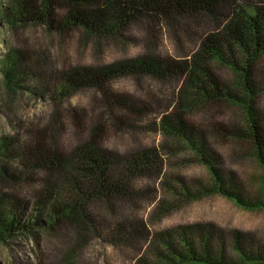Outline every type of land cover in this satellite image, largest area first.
Segmentation results:
<instances>
[{
  "label": "trees",
  "instance_id": "16d2710c",
  "mask_svg": "<svg viewBox=\"0 0 264 264\" xmlns=\"http://www.w3.org/2000/svg\"><path fill=\"white\" fill-rule=\"evenodd\" d=\"M133 26L153 33L154 38L169 36L177 43L186 37L195 50L178 60L153 53L108 67L76 69L65 73L56 96L53 93L56 83L42 76L39 62L30 60L24 45L19 43L15 47L9 41L10 34H21L35 27L62 36L81 30L99 38H118ZM0 34V45L5 51L0 53V60L7 82L27 71L29 74L25 75H32L38 85L46 84V92L56 102L80 89H94L101 95L102 107L109 110L107 117L113 126H127L125 121L119 122L118 113L142 116L148 108L138 99L114 93L110 86L115 79L147 76L164 84L181 81L180 100L184 104L180 102L177 111L164 114L159 126L165 134L184 140L209 168L212 186L205 189L206 194L221 193L246 209L264 208V199L249 201L233 184L228 187L206 139L182 113L194 107L210 110L214 104L226 101L240 106L245 129L227 134L251 141L264 181V109L258 107L264 92V0H0ZM213 64L225 66L238 76L237 90L220 82ZM187 96L192 101H187ZM59 110L56 121L61 117ZM70 111L73 121L83 124L77 109ZM105 116L102 113L86 124L90 127L88 137L68 150L60 149L47 140L44 131L36 130H29L30 143L24 148L9 151L0 143V156H5V162L20 166L26 174L17 178L1 165L0 177L13 181L21 189L27 188L31 197L25 200L6 196L0 190V243L16 235H30L41 242L43 237L62 238L64 232L72 230L80 238L76 246L98 238L115 247L139 251L148 241L147 223L124 216L122 207L137 205L139 190L134 179L158 177L162 161L156 151L119 156L107 150L102 141L109 130ZM82 131L84 134L86 128ZM199 238L196 244L182 236L180 249L171 239H164L163 251H158L162 264L264 262V252L249 248L250 242L240 236L233 237L231 244L240 259L230 263L223 257V245L217 257L212 255L213 234L205 232ZM44 261L43 257H37L35 264H45ZM74 261V253L70 251L66 264Z\"/></svg>",
  "mask_w": 264,
  "mask_h": 264
},
{
  "label": "rangeland",
  "instance_id": "374dc122",
  "mask_svg": "<svg viewBox=\"0 0 264 264\" xmlns=\"http://www.w3.org/2000/svg\"><path fill=\"white\" fill-rule=\"evenodd\" d=\"M123 34L118 38H99L74 30L62 36L35 27L21 34H10L9 41L15 47L19 43L24 45L30 60L39 62L42 76L56 83L53 90L56 96H59L58 88L63 84L65 73L76 69L108 67L153 53L178 60L195 50L186 37L181 43L166 35L154 38L153 33L139 26ZM3 52L4 47L0 45V53ZM2 70L0 60V143L9 151L29 145V130L44 131L48 141L60 149H71L88 137L90 127L85 125L106 113L104 119L109 130L102 140L103 146L119 156L156 151L162 161V171L156 178L138 176L134 179L139 190L137 205L122 207L124 216L143 219L148 225L149 239L139 251L127 246L115 247L98 238L76 246L80 241L76 230L64 232L62 238L43 237L41 242L30 235H16L0 243V264H35L37 257H43L45 264H66L70 251L74 253V264H162L158 251H163L164 239H171L180 249L182 236L198 244L200 235L205 232L213 234L212 255H218L223 245V257L228 263L240 259L238 251L231 246L235 236L250 242L249 248L264 252V208L246 209L221 193L206 194L205 189L212 186L209 168L198 160V154L184 140L165 134L159 126L164 114L177 111L178 103L184 104L180 100L181 81L164 84L147 76L115 79L110 86L114 93L138 99L148 107L142 116L118 113L119 122L127 124L120 127L113 126L111 118L107 117L109 110L102 107L101 95L94 89H80L56 102L54 96L46 92V84L42 87L32 75H25L29 72L7 82ZM213 70L222 84L237 90L238 76L234 72L216 64ZM187 98L192 101L191 96ZM258 107L264 109V92L259 97ZM58 109L61 117L56 121ZM70 109H77L83 124L73 121ZM182 113L206 139L228 187L233 184L249 201L264 199L263 171L254 158L251 141L248 138L237 140L227 134L245 129L240 106L226 101L214 104L210 110L194 107ZM83 128H86L84 134ZM2 154L5 155L6 150ZM5 161V156H0V166L5 165L8 173L17 178L26 176L20 166ZM0 190L6 196L31 199L27 188L21 189L1 177Z\"/></svg>",
  "mask_w": 264,
  "mask_h": 264
}]
</instances>
